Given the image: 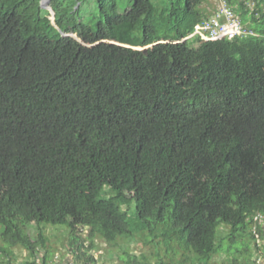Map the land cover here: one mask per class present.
Wrapping results in <instances>:
<instances>
[{"label":"trees","instance_id":"trees-1","mask_svg":"<svg viewBox=\"0 0 264 264\" xmlns=\"http://www.w3.org/2000/svg\"><path fill=\"white\" fill-rule=\"evenodd\" d=\"M204 2L0 0V264L46 226L76 264L139 236L167 260L127 264H262L264 0H223L252 34L208 42Z\"/></svg>","mask_w":264,"mask_h":264},{"label":"rangeland","instance_id":"rangeland-1","mask_svg":"<svg viewBox=\"0 0 264 264\" xmlns=\"http://www.w3.org/2000/svg\"><path fill=\"white\" fill-rule=\"evenodd\" d=\"M119 5L121 7V11H125L129 8V3L131 0H118ZM255 0H250V5L254 7ZM204 9L208 11V13H214L217 10L224 8L225 4L223 0H205L203 3ZM96 7L93 3L90 4L89 7H86L87 11L95 12ZM191 38V37H189ZM129 202L126 203L125 207H130ZM134 209V207H133ZM133 209L130 210V214L133 212ZM2 227L0 226V234H1ZM45 236L48 238L46 248L40 249L37 258L34 260L28 250L23 247H17L12 250V256L10 257V261L12 264H26L27 262L36 261L35 264H42V259L45 252H49V260L48 264L53 263V259L56 255H59L62 259V262L66 264H76L75 258L72 255H69V251H72L70 242H71V235L70 230L67 227H55V226H46L42 228ZM33 238L37 237L39 233V228L34 225L30 227L27 231ZM229 233V227L223 226L220 231V239H225ZM87 231H84L82 234L83 238H86ZM1 245V240H0ZM119 245L122 246L121 248H114L105 242H103L100 238L95 239V250L91 252V254L95 257V264H127L125 257V251L128 252L130 255L141 256L145 255L151 262L156 261L157 254L160 257L167 260V254L165 253V249L157 248L155 244L148 242L144 236H139L135 239H128V240H120ZM259 245V244H258ZM264 241L261 242L259 246L260 249L264 248ZM252 251L256 254L255 245L251 244ZM124 251V252H123ZM69 255V256H68ZM192 263H184V258L182 253L178 254L175 257L176 264H196L194 262V255L190 254ZM123 257V259H121ZM1 260L5 262L6 257H1ZM84 262L82 261L81 264ZM209 264H227L226 255L220 254L215 256ZM264 264V262L262 263Z\"/></svg>","mask_w":264,"mask_h":264},{"label":"built area","instance_id":"built-area-1","mask_svg":"<svg viewBox=\"0 0 264 264\" xmlns=\"http://www.w3.org/2000/svg\"><path fill=\"white\" fill-rule=\"evenodd\" d=\"M248 34L240 21L234 16V14L226 7L219 9L209 19L195 27L194 34L191 37L199 36L202 42L218 41L222 39L233 40L235 38L245 37ZM256 224H261L264 227V216L257 215L254 218ZM254 233L258 238V244L261 245V239L257 232V226L254 227ZM69 255L73 256V252L69 251ZM68 255V256H69ZM259 262H264V252L260 253ZM52 264H66L62 262L59 255H56ZM74 264V263H73Z\"/></svg>","mask_w":264,"mask_h":264},{"label":"water","instance_id":"water-1","mask_svg":"<svg viewBox=\"0 0 264 264\" xmlns=\"http://www.w3.org/2000/svg\"><path fill=\"white\" fill-rule=\"evenodd\" d=\"M50 2H51V0H42L43 7L46 8V9H49ZM111 43L115 44L114 42H111ZM135 49H139V50H142V51H145L146 52L147 49H148V47L147 48H135Z\"/></svg>","mask_w":264,"mask_h":264}]
</instances>
